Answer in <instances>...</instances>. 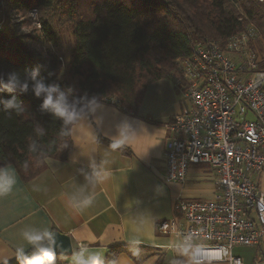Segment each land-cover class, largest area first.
Instances as JSON below:
<instances>
[{
	"label": "trees",
	"instance_id": "obj_1",
	"mask_svg": "<svg viewBox=\"0 0 264 264\" xmlns=\"http://www.w3.org/2000/svg\"><path fill=\"white\" fill-rule=\"evenodd\" d=\"M32 9L40 14L42 38L37 40L53 49H34L32 36L20 34L19 24H13L0 34L3 83L13 69L26 79L39 67L37 79L57 83L70 99L95 96L99 101H114L135 115L148 87L164 78L176 79L177 61L189 58L195 45L207 40L225 44L253 27L264 40V0H0V18L26 16ZM65 29L71 31L74 44L66 64L60 46ZM259 68L264 69V62ZM32 83L29 79L27 94L18 89L13 93L0 91V99L16 95L26 109L9 116L7 111L11 110H4L0 104V168L14 166L24 182L45 170L47 158H67L75 124L68 126L69 135L60 136L62 121L41 113L42 98L34 96ZM38 125L45 130L43 137L35 131ZM31 139L39 143L37 153L28 150ZM99 141L113 146L101 136ZM139 248L138 255H133V246H114L102 260L112 264L114 254L125 253L139 264L148 251ZM34 252L32 249L26 254ZM70 257L55 255L54 264H70Z\"/></svg>",
	"mask_w": 264,
	"mask_h": 264
},
{
	"label": "crops",
	"instance_id": "obj_2",
	"mask_svg": "<svg viewBox=\"0 0 264 264\" xmlns=\"http://www.w3.org/2000/svg\"><path fill=\"white\" fill-rule=\"evenodd\" d=\"M260 37L252 47L264 62V40ZM99 102L102 107L89 120L72 127V147L65 160L47 158L45 170L30 182H24L14 166L2 167L14 176L15 183L0 196V261H19L16 246L27 227L59 231L70 236L74 252L80 246L87 247L102 251L103 258L109 248L128 245L126 236L154 219L139 245L148 249L139 264H196L180 237L158 230L160 222L175 217L178 198L213 200L218 191L217 173L208 166L192 165L184 184L165 180L170 137L165 126L189 109L181 85L174 77L150 85L136 115L114 101ZM125 121L132 131L120 145L126 151L99 141L101 136L113 143L117 126ZM93 134L97 139L90 141ZM158 187L163 188V194L157 192ZM85 198L92 200L89 206H74ZM175 244L183 247L177 251L172 246ZM32 249L25 246L26 253ZM260 252L257 247L234 249L246 264H254ZM120 256L127 257V264H138L128 254Z\"/></svg>",
	"mask_w": 264,
	"mask_h": 264
},
{
	"label": "built area",
	"instance_id": "obj_3",
	"mask_svg": "<svg viewBox=\"0 0 264 264\" xmlns=\"http://www.w3.org/2000/svg\"><path fill=\"white\" fill-rule=\"evenodd\" d=\"M38 14L32 9L26 16L39 30ZM258 37L253 27L225 44L207 40L177 61L189 109L165 126V180L184 184L192 165L208 166L218 191L213 200L178 198L175 217L158 230L180 237L196 264H246L234 254L237 247L260 248L254 264H264V69L252 47Z\"/></svg>",
	"mask_w": 264,
	"mask_h": 264
},
{
	"label": "clouds",
	"instance_id": "obj_4",
	"mask_svg": "<svg viewBox=\"0 0 264 264\" xmlns=\"http://www.w3.org/2000/svg\"><path fill=\"white\" fill-rule=\"evenodd\" d=\"M40 73V68L36 67L31 70L29 77L21 78V73L13 69L7 73V82L3 83V76L0 75V91H7L9 93L15 92L17 89L22 94H27L29 90V79L33 81L31 90L35 97L42 98L40 111L42 114H50L53 118L62 121V126L59 131L60 136H67L69 132L67 128L69 125L79 121H87L90 116L95 114L98 109L102 107L98 98L93 97H75L70 99L69 95L61 90L57 83L46 84L43 79H37ZM71 92V88L69 89ZM0 104H3L4 110L11 116L13 112L20 115L25 112V106L18 99L16 95H11L7 99H0ZM38 136L45 135L44 128L39 125L35 129ZM132 131L128 122H122L117 126L113 146H120L125 144L127 138ZM96 135L93 134L90 141H95ZM38 141L31 139L28 144V150L31 153L38 152ZM15 183L14 176L6 169L0 168V196L6 195ZM157 192L163 194V188L158 187ZM92 203L91 199L85 198L75 207L83 209ZM155 220L145 222L138 226L135 230L126 236V242L129 246H133V255H138L140 252L139 245L144 241V234L151 229ZM21 243L16 246V258L23 264H54V246L59 248L62 242L58 243L57 233L49 228L38 230L36 228L27 227L20 233ZM31 245L35 252L28 256L25 252V246ZM177 251L181 250L183 245H172ZM67 251V249H65ZM102 251H90L87 247H81L79 251L73 252L71 255L70 264H104L102 260ZM0 264H7V260L0 261ZM112 264H127V257H121L119 254H114Z\"/></svg>",
	"mask_w": 264,
	"mask_h": 264
},
{
	"label": "rangeland",
	"instance_id": "obj_5",
	"mask_svg": "<svg viewBox=\"0 0 264 264\" xmlns=\"http://www.w3.org/2000/svg\"><path fill=\"white\" fill-rule=\"evenodd\" d=\"M19 16V19H16V17ZM6 19V31L10 30V28L13 26V24L18 25V23H15L20 20V23L18 25L20 29V34H30L32 36L31 40V46L39 51L46 52L48 50L53 49V47L45 42V41H38V38H42L41 29H37L38 27L32 22V20L28 19V16H22V15H15L12 14V16H4ZM29 20V22L27 21ZM37 20L40 21V14H38ZM36 40V41H35ZM73 42H72V35L71 31L69 29L63 30V32L60 35V46L63 48V62L66 64L67 60L69 58V53L71 49L73 48ZM250 118V117H249ZM75 252H77L75 250ZM71 260V257H70Z\"/></svg>",
	"mask_w": 264,
	"mask_h": 264
},
{
	"label": "water",
	"instance_id": "obj_6",
	"mask_svg": "<svg viewBox=\"0 0 264 264\" xmlns=\"http://www.w3.org/2000/svg\"><path fill=\"white\" fill-rule=\"evenodd\" d=\"M55 232L57 233V236H58V243L62 242V246L59 248L54 246V249H53L54 255L62 256V257L71 256L74 250H73L72 240L70 236L65 235L59 231H55ZM65 249H67V251Z\"/></svg>",
	"mask_w": 264,
	"mask_h": 264
}]
</instances>
